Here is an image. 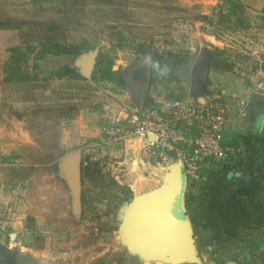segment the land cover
Wrapping results in <instances>:
<instances>
[{
    "label": "rangeland",
    "instance_id": "374dc122",
    "mask_svg": "<svg viewBox=\"0 0 264 264\" xmlns=\"http://www.w3.org/2000/svg\"><path fill=\"white\" fill-rule=\"evenodd\" d=\"M262 16L245 8L233 14L225 0H0L1 264H176L140 248L128 228L126 209L168 191L179 172L182 143L177 150L145 156L141 140L114 145L103 134L86 137L76 119L81 113L95 115L99 127V122L151 108L156 98L144 99L143 90L153 55L160 57L151 62V73L154 69L161 78L158 92L173 89L179 95L167 110L197 94L193 69L212 54L222 69L250 80L257 106H264ZM212 34L216 45L207 37ZM84 38L93 50L79 56L43 55L36 64L40 71L69 65L84 73L94 54L85 80L4 81L12 47ZM141 42L151 54L139 53ZM32 66L33 54L23 68L31 71ZM171 77L175 83L166 82ZM86 122L90 125V118ZM261 155L264 151L234 152L227 166L206 158L200 167L205 179L185 180L184 200L186 195L196 200L207 178L260 170ZM78 157L83 165L80 208ZM198 210L185 209L193 228L201 226ZM229 222L221 220L204 232L214 240L198 252L200 264H264V222Z\"/></svg>",
    "mask_w": 264,
    "mask_h": 264
},
{
    "label": "crops",
    "instance_id": "0c3cea01",
    "mask_svg": "<svg viewBox=\"0 0 264 264\" xmlns=\"http://www.w3.org/2000/svg\"><path fill=\"white\" fill-rule=\"evenodd\" d=\"M237 1L240 2L246 10L263 15L262 19L264 20V0ZM226 7L230 9L227 4ZM235 19H237V17ZM207 37L210 38L213 45H216L215 35H207ZM153 70L154 69H152L147 95L150 100L151 97L156 98V100H153L154 104L151 108H167L171 102L179 99V95L175 94V90L173 89L170 90V93H166V95L158 92L161 78L158 76L159 73ZM171 78H167L168 81L166 80V82L175 83L176 79ZM208 81L209 85L215 88L213 92L220 97L225 105L228 114L227 129L237 132L242 139V147L237 151H233L232 154L242 151L245 156H247L248 154L253 155L257 152L264 151V109H261V107L264 106H257L259 101L256 100V90L250 80H247V78L235 72L218 67H211L209 69ZM240 102H245L247 104L243 112L239 108ZM142 109L144 108L139 110ZM253 115H255V117L252 120V125H249V121L251 120L250 117ZM88 118H90L91 121L90 125L86 122ZM97 119L98 117L95 115L90 114L88 116L81 113L76 119V123L83 128L80 134L86 137L99 138L101 134H103L101 130V125L103 123L99 122V127H97ZM100 119H102V121L105 120V118ZM253 121L257 125L256 128L255 125L253 126ZM261 156L262 168L251 174H244L248 176L245 181L246 183H242L244 175L241 177H234L233 174H231L232 176H228V179H224L222 174H220L213 179L207 178V180L203 182L200 188L201 190L198 191L199 197L197 198L201 200L200 204L206 205L204 208L208 210L206 215L210 218L206 220V224L209 225L206 227L213 229L214 225L226 219L232 221V224L247 223L250 221L264 222V204L260 206V200L264 202V156ZM230 161L224 164L227 166V163ZM226 166H223L222 169H225ZM229 166L230 165H228V167ZM222 169L220 168V170ZM213 173L214 171H211L210 175H208L211 176ZM200 176V178L205 179L204 175ZM232 178H238L240 181H234ZM228 216L230 219H228ZM241 217H243V219ZM4 259L5 258L0 255V264Z\"/></svg>",
    "mask_w": 264,
    "mask_h": 264
},
{
    "label": "built area",
    "instance_id": "2783aa9c",
    "mask_svg": "<svg viewBox=\"0 0 264 264\" xmlns=\"http://www.w3.org/2000/svg\"><path fill=\"white\" fill-rule=\"evenodd\" d=\"M246 105L245 102L239 103L242 112ZM227 125L224 103L208 90L202 97L193 94L192 98L177 102L169 110L162 107L137 109L122 120L118 118L111 123H103L101 130L107 141L114 145H125L129 138L134 137L141 140L145 156H154L171 148L177 150L178 144L182 143L181 152L177 155L185 179L197 181L200 178L198 170L206 158L219 161L232 155L234 150L221 143ZM119 150L123 152L124 148ZM4 231L0 223V240Z\"/></svg>",
    "mask_w": 264,
    "mask_h": 264
},
{
    "label": "water",
    "instance_id": "95a60500",
    "mask_svg": "<svg viewBox=\"0 0 264 264\" xmlns=\"http://www.w3.org/2000/svg\"><path fill=\"white\" fill-rule=\"evenodd\" d=\"M211 55L194 68L197 96L202 97L208 82ZM89 60L95 61L93 54ZM151 59L146 66V81L143 98H147L151 77ZM92 64V66H93ZM91 66V70H92ZM87 67L84 69L86 75ZM90 70V71H91ZM195 73L197 75H195ZM152 138V137H151ZM75 168L76 204L81 205V170L83 165L78 157ZM178 173L168 186V191L156 195L144 202H135L126 209L128 228L132 232L134 241L140 248L153 255H162L165 259L176 264H200L195 245L193 227L184 208V192L186 179L182 163L178 164ZM11 234L10 238H14ZM229 264V263H224Z\"/></svg>",
    "mask_w": 264,
    "mask_h": 264
},
{
    "label": "trees",
    "instance_id": "16d2710c",
    "mask_svg": "<svg viewBox=\"0 0 264 264\" xmlns=\"http://www.w3.org/2000/svg\"><path fill=\"white\" fill-rule=\"evenodd\" d=\"M225 3L229 5L230 11L233 14H237L239 11L243 10V5L237 0H225ZM237 20V19H236ZM139 53L140 54H151V49L145 42H141L138 44ZM93 50V44L90 40L84 38L78 42L73 43H61L55 40H43L40 41L38 46L28 45L25 48L21 46H14L11 48V55L9 57V61L4 66V71L6 76L4 77V81L7 83H22V82H44L50 79H62V78H71L76 80H85V76L81 74L75 67L69 65H63L56 69H45L39 70L36 64V61L41 58L43 55H53V56H61V55H74L79 56L83 52H88ZM33 54V66L31 71H26L23 68V64L27 63L29 60V56ZM216 55L212 54L210 59V68L218 67L221 68V64L215 61ZM160 57L153 55L151 62H156ZM209 86V81L205 87V93L208 91L207 88ZM222 145L228 148L233 149L234 151L239 150L242 147V139L239 134L232 130H224L222 136ZM174 155L173 152L170 153ZM8 161L7 159H5ZM213 162V159H209ZM231 160V157L223 160H219L217 162V166H222L224 163ZM205 170H198L199 176L201 173L203 174ZM201 177V176H200ZM248 176L244 175L242 179V183H246ZM234 181H240L238 178H232ZM201 200L198 198L192 199L189 195H186L184 200V208L186 211H191L194 207L195 209H199L198 212L200 214V227L193 228L194 237H195V245L198 252H203L206 250L207 243L211 244L213 242V238H208L204 232H207L210 228L206 227V220L209 219L208 210L204 208L205 204H200ZM264 204V202L260 201V206ZM203 206V207H202ZM205 209V210H203ZM231 213V212H230ZM187 214V213H186ZM230 215V214H229ZM192 218V217H191ZM229 218V216H228ZM243 219V217H241ZM230 219V218H229ZM192 219H190L191 221ZM232 222V221H230ZM192 224V222H191ZM205 226V227H204ZM209 226V225H208ZM193 227V225H192ZM215 263H222L215 261ZM189 264V263H185Z\"/></svg>",
    "mask_w": 264,
    "mask_h": 264
},
{
    "label": "bare ground",
    "instance_id": "6f19581e",
    "mask_svg": "<svg viewBox=\"0 0 264 264\" xmlns=\"http://www.w3.org/2000/svg\"><path fill=\"white\" fill-rule=\"evenodd\" d=\"M92 64H93V61L89 60L88 65H87L88 66L87 67V72H90Z\"/></svg>",
    "mask_w": 264,
    "mask_h": 264
}]
</instances>
